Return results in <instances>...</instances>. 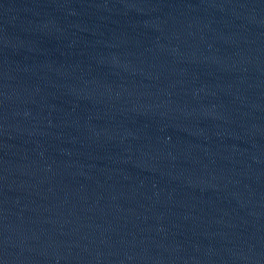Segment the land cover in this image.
<instances>
[{"label": "water", "instance_id": "95a60500", "mask_svg": "<svg viewBox=\"0 0 264 264\" xmlns=\"http://www.w3.org/2000/svg\"><path fill=\"white\" fill-rule=\"evenodd\" d=\"M0 264H264V0H0Z\"/></svg>", "mask_w": 264, "mask_h": 264}]
</instances>
